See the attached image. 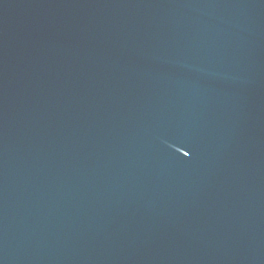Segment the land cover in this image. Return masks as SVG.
Returning a JSON list of instances; mask_svg holds the SVG:
<instances>
[{
    "label": "water",
    "instance_id": "water-1",
    "mask_svg": "<svg viewBox=\"0 0 264 264\" xmlns=\"http://www.w3.org/2000/svg\"><path fill=\"white\" fill-rule=\"evenodd\" d=\"M0 264H264V0H0Z\"/></svg>",
    "mask_w": 264,
    "mask_h": 264
}]
</instances>
